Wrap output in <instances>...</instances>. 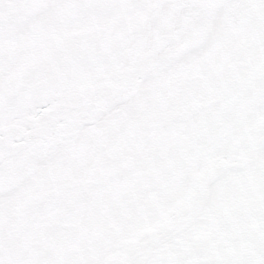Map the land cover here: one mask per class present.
<instances>
[{
    "label": "snow or ice",
    "instance_id": "1",
    "mask_svg": "<svg viewBox=\"0 0 264 264\" xmlns=\"http://www.w3.org/2000/svg\"><path fill=\"white\" fill-rule=\"evenodd\" d=\"M0 264H264V0H0Z\"/></svg>",
    "mask_w": 264,
    "mask_h": 264
}]
</instances>
